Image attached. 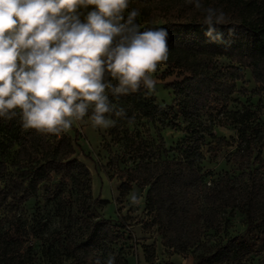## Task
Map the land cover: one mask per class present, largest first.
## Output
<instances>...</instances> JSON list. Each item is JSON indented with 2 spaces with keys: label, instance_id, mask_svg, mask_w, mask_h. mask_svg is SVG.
Masks as SVG:
<instances>
[{
  "label": "trees",
  "instance_id": "obj_1",
  "mask_svg": "<svg viewBox=\"0 0 264 264\" xmlns=\"http://www.w3.org/2000/svg\"><path fill=\"white\" fill-rule=\"evenodd\" d=\"M201 3L228 15L229 24L218 26L226 43L205 37L203 16L190 0H129L124 11L139 12L141 31L167 28L168 59L156 68L178 80L169 85L168 106L158 105L143 84L113 101L127 117H113L116 125L108 128L120 153L108 151L107 166L118 182L119 203L133 186L145 190L144 211L164 251L189 254L193 264H264V0ZM247 76L257 87L248 95L238 85L246 84ZM105 94L110 95L107 89ZM141 121L155 136L135 127ZM166 128L183 131L173 149L161 134ZM214 128L236 135L218 137ZM80 136L77 129L73 137L38 134L22 127L19 115L0 118V264H107L111 257L114 264H138L130 256L128 217L100 216L97 207L107 202L93 198L90 171L75 157ZM220 161L227 169L207 182L203 163ZM40 197L57 206L66 222L65 231L52 239L37 235L47 224L32 227L41 252L25 247L16 218L19 208ZM235 213L243 231L227 236L224 214ZM10 218L17 224L12 232L6 231ZM212 232L221 238L209 242ZM139 252L141 264H168L158 261L156 243L141 244Z\"/></svg>",
  "mask_w": 264,
  "mask_h": 264
},
{
  "label": "clouds",
  "instance_id": "obj_2",
  "mask_svg": "<svg viewBox=\"0 0 264 264\" xmlns=\"http://www.w3.org/2000/svg\"><path fill=\"white\" fill-rule=\"evenodd\" d=\"M190 2L203 16L205 37L226 43L218 26L229 24L228 15ZM128 6L129 0H0V118L19 115L22 127L38 134L66 131L90 109L95 126L126 118L113 101L142 83L149 92L156 87L149 74L168 59L170 38L167 28L141 31L136 9L122 15Z\"/></svg>",
  "mask_w": 264,
  "mask_h": 264
},
{
  "label": "rangeland",
  "instance_id": "obj_3",
  "mask_svg": "<svg viewBox=\"0 0 264 264\" xmlns=\"http://www.w3.org/2000/svg\"><path fill=\"white\" fill-rule=\"evenodd\" d=\"M122 15L127 16L128 13L124 11ZM155 22L161 23L159 19H157ZM136 23L139 26L141 25L138 18L136 19ZM166 72V68L160 67L156 68L154 73L149 74V77L154 80L156 85V87L150 92L153 94L156 103L161 106H168L171 104L172 91L169 89V85L178 80L175 77V74L169 75ZM247 81L248 82L246 84H238L239 89H242L243 86L245 89H247L248 92H246V95H248L250 91L257 88L248 76ZM91 111L92 109L89 110V114H86L83 119L74 120L72 127L66 131L58 133V136L73 137L74 129L79 131L81 136L79 137V146L76 147L75 157L81 161L90 171L93 198H99L100 200L107 202L105 206H102L101 208L97 207L100 212V216L113 220L118 218V214L128 217L130 220V226L128 227L127 231L132 236L130 242L131 245H133L130 256L133 261L137 257L138 264L142 263L139 256V248L143 243L157 244L159 255L158 261L161 263L193 264L192 257L189 254L182 256L174 255L171 252L164 251V249L160 246V240L155 233L154 227L149 223L148 215L144 211L145 190H141L137 186H133L127 199L123 203L118 202V182L114 178L113 170L107 166V163L110 154L108 151H111L113 154L120 153L119 146L116 145L115 141L112 140V137L108 135L109 127L103 128L101 126L94 125V122L89 118ZM135 127L144 134L148 132L155 136L154 128L144 121L139 122ZM214 133L218 137H224L226 139L236 135L234 131L226 128H214ZM161 134L165 140L167 149L175 148L176 144L183 137L182 129L176 131H172L168 128L161 129ZM12 155L13 150L7 153L5 159L9 161ZM203 168L205 174L207 173V176L210 175V178H207V182L210 181L212 177L223 172L224 169H227V167L221 161L216 164L205 162L203 163ZM54 181L57 183L59 179L56 178ZM133 195L137 197L135 202L132 200ZM1 216H3V213ZM224 217L226 218L227 222V236L235 235L243 231L242 220L239 214L235 213L233 216L224 214ZM16 218L20 219V225L24 228L23 230V228L17 227L18 234L25 232V234H22V237L26 242L25 247H32L39 252H41L42 243L41 240L32 236V227H37L40 225L39 223L47 224V230L45 233L40 232L37 234L38 236H43L45 239H52L57 233H63L66 229L65 218L59 214L57 206L44 197H40L37 200H32L19 208ZM16 218H10L12 222L6 225V231L12 232L14 229H16ZM73 219H76L75 215L73 216ZM14 223L16 225H14ZM35 230L37 231V228H35ZM207 237L209 242H214L221 238V235L218 236V234H214V232H212L208 233ZM252 262L255 264V260Z\"/></svg>",
  "mask_w": 264,
  "mask_h": 264
}]
</instances>
